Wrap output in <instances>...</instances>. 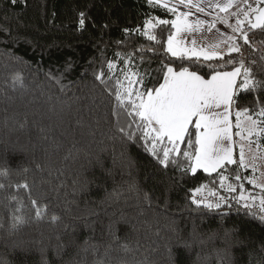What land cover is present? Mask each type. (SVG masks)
I'll use <instances>...</instances> for the list:
<instances>
[{"label":"trees","instance_id":"trees-1","mask_svg":"<svg viewBox=\"0 0 264 264\" xmlns=\"http://www.w3.org/2000/svg\"><path fill=\"white\" fill-rule=\"evenodd\" d=\"M80 10L90 17L83 31H77L74 23ZM149 13L161 19L174 18L165 9L147 6L146 0H17L15 5L0 0V26L9 30L7 34L0 31V166L7 160L13 170L28 167V175L36 181L32 197L49 205L45 219L36 220L25 190L0 191V224L4 225L0 228V258L11 264H41L42 258L49 264H93L97 259L108 264L121 260L136 264L145 259L149 264H217V250L225 246L223 228L233 224H241V234L253 242L252 264L262 255L258 247L264 241V226L238 215L235 204L222 226L219 213L228 212L227 208L209 212L195 210L191 203L192 190L200 184L212 187L214 178L218 184L217 173L209 176L197 170L195 176H183L169 169L165 175L142 147L129 144L114 130L111 97L92 76L93 67L104 58L98 51L103 47L100 26L109 25L103 41L112 42L105 49V56L112 58L117 50L114 41L123 38L121 29L142 27ZM169 29L171 25L155 29L161 51ZM261 38L255 33V39ZM133 41L132 47L141 43L157 46L142 36L133 37ZM244 47L246 53L252 52ZM157 66L154 59L151 67ZM200 71L207 73L208 69ZM16 73L23 77V87L14 88ZM48 73L61 78L63 91ZM5 117L9 118L7 127ZM189 131L194 141V125ZM53 144L59 147L45 157L43 149ZM33 159L45 164L44 171H37ZM228 167L234 170L237 165ZM249 173L240 169L241 177ZM229 182L237 183L231 178ZM217 191L230 199L237 193L218 187ZM145 193L151 206L144 200ZM12 196L16 200L9 203ZM21 200L23 207L15 213ZM53 213L60 217L56 223L50 220ZM13 214L23 216L26 222L10 234L7 229ZM113 222H117L120 237L115 242L107 228ZM173 229L178 233L174 235ZM86 240L89 246H99L95 256L81 251ZM125 242L137 250L104 256L108 244L116 247ZM184 242L190 247L185 248ZM14 244L23 245L26 251L14 249ZM168 246L172 247L171 257ZM233 253L235 264H249L248 248L233 249Z\"/></svg>","mask_w":264,"mask_h":264},{"label":"snow or ice","instance_id":"snow-or-ice-1","mask_svg":"<svg viewBox=\"0 0 264 264\" xmlns=\"http://www.w3.org/2000/svg\"><path fill=\"white\" fill-rule=\"evenodd\" d=\"M11 3L15 5L17 0H11ZM146 4L151 8L165 9L174 18L161 19L149 13L142 27L121 29L123 38L114 41L117 50L112 58L105 56V49L112 42L103 41V33L109 25L104 23L100 26V43L103 47H98V51L104 58L97 67H93L92 76L103 92L111 97L114 130L129 144L142 147L155 161L158 170H162L165 175L169 169L183 176H195L198 169L209 176L217 173L218 184L214 178L210 182L212 187L200 184L192 190L191 203L196 206L195 210L203 208L213 212L227 208L228 212L219 213L223 226L225 217L230 215L235 204L238 215L254 219L264 226V184L258 183V177L254 175L243 178L240 175V169L249 167L245 157V144L249 150L253 145L257 151L264 148L261 143L264 138V0H146ZM181 7L184 10H179ZM197 13L211 19H201L196 16ZM231 18H234V23H229ZM89 20L90 17L84 10L78 11L74 21L76 30L83 31ZM218 23L230 29L232 34L217 29ZM161 25H171L163 51L155 31ZM92 26L97 27L95 21ZM205 26L209 33L216 29L218 38L215 42L198 47L195 34L201 33ZM0 31L7 34L9 30L0 26ZM257 32L262 36L259 40L255 39ZM135 36L146 37L157 46L141 43L132 47ZM189 38L191 46H184L185 40ZM222 46H226V51H218ZM244 46L252 52L246 53ZM257 52L260 55L254 57L253 53ZM154 59L158 61V66L152 68ZM186 60L188 63H185ZM209 61L220 63H203ZM145 64L148 67H144ZM70 67V64L66 65V68ZM204 67L208 69L207 73L200 71ZM48 77L60 85L61 91L64 90L60 77L52 73H48ZM150 81H154L151 86ZM12 84L14 88L23 87V77L16 73ZM242 99L246 102L242 103ZM232 109H235V125L229 119ZM8 119L5 117V127L8 126ZM191 124L196 129L194 141L193 134L189 131ZM233 126L236 129L234 133ZM23 127L21 125V129ZM44 131L43 128L40 129L41 133ZM234 136L240 140L238 162L233 156L236 147ZM41 138L48 139L47 136ZM182 144L187 146L182 148ZM58 147L55 144L45 147V157L50 150ZM33 163L37 171H44L45 164L35 159ZM231 165H237V168L230 170L228 166ZM251 167L255 172L256 165L252 164ZM29 171L28 167L13 170L6 160L0 166V191L25 190L34 219L43 220L48 215L49 205L43 199L32 197V187L36 181L34 176L28 175ZM230 178L237 183L229 182ZM242 179L258 188L259 192L246 194L243 183H239ZM217 187L229 194L236 193L239 189V194L230 199L220 195ZM205 192L207 195H203ZM197 196L200 198L197 199ZM13 200H16L15 196L11 197L9 203ZM144 200L151 206L147 193L144 194ZM22 207L23 201H18L13 211L19 213ZM9 219L11 223L7 231L10 234L19 231L20 226L26 222L20 215L13 214ZM50 220L56 223L60 217L53 213ZM116 223L107 226L114 242L120 239L116 234ZM0 228H4V225L0 224ZM172 231L174 235L178 233L177 229ZM242 232L241 224L223 228L222 242L225 246L217 250V264H235L233 249L245 248L249 249V264H252L255 252L253 242L250 237L242 235ZM134 243L137 247L140 245L138 239ZM85 245L82 252L87 254L91 251L93 256L98 253L99 246H89L87 240ZM183 246L190 247L187 242ZM13 247L26 251L20 244H14ZM137 247L128 242L119 243L116 247L108 244L104 249V256H109L113 251L132 254ZM258 250L262 255L256 260V264H264V241H260ZM168 253L171 257V246H168ZM0 264H11V261L0 258ZM41 264H49V261L42 258ZM93 264L108 262L97 259ZM119 264H127V261L121 260ZM136 264L149 262L145 259L136 261Z\"/></svg>","mask_w":264,"mask_h":264},{"label":"rangeland","instance_id":"rangeland-1","mask_svg":"<svg viewBox=\"0 0 264 264\" xmlns=\"http://www.w3.org/2000/svg\"><path fill=\"white\" fill-rule=\"evenodd\" d=\"M221 15H224V14L221 13ZM234 22H235L234 18H231L229 20V23H234ZM234 114H235V112H234ZM235 120H236V116H235ZM191 125H194V124H191ZM235 131H236V129H235ZM235 140H236V149H237V158H238L237 161H239L240 140L238 137H235ZM261 141H262V139H261ZM245 157H246V162L248 163L249 167L246 169H241V171L250 170V173L247 176L243 175L242 178L243 177H251L254 175V176L258 177V183L264 184V148H261L259 151H257V149L255 148V145H253L251 150H249L247 144H245ZM253 157H255V159H253ZM252 164L256 165V171L255 172H253V169L251 167ZM239 183H243L244 188L246 189V194H257L259 192V189L255 188V187H253V185L249 184L246 179H242ZM238 194H239V189L237 190V193L233 196H237ZM203 195H207V193L205 192V193H203ZM199 198H200V196H197V199H199ZM209 199H213V198L209 197Z\"/></svg>","mask_w":264,"mask_h":264},{"label":"crops","instance_id":"crops-1","mask_svg":"<svg viewBox=\"0 0 264 264\" xmlns=\"http://www.w3.org/2000/svg\"><path fill=\"white\" fill-rule=\"evenodd\" d=\"M170 2H174V0H170ZM179 10H184V9L181 7ZM196 16H199L201 19H204V20H210L211 19V17H204L199 13H197ZM192 18L194 19L195 17H192ZM216 28L222 32H225L227 34H231L230 30L227 27H225L223 24L218 23L216 25ZM195 35H196V38L198 40V47L203 46L204 44L215 42V40L218 38V33L216 32V29H213V31L211 33H209L206 30V26H205V29L202 30L201 33L195 34ZM201 37H204V39H201ZM184 46H191L190 45V38L188 40H185ZM221 50L226 51V46H222L221 49H218V51H221ZM230 111H231V115L229 116V119L233 123V125H235V114H234L233 110H230ZM232 131H233V133L235 132L234 126H233ZM234 140H235V136H234ZM233 156H234L235 160H238L236 147L233 150ZM198 170L203 172L202 169H198Z\"/></svg>","mask_w":264,"mask_h":264}]
</instances>
